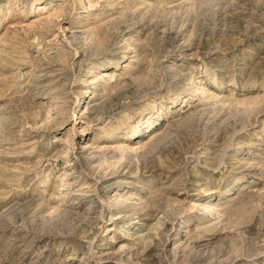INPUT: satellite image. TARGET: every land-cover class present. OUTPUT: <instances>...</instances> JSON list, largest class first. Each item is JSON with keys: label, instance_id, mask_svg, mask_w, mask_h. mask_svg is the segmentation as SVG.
Here are the masks:
<instances>
[{"label": "rangeland", "instance_id": "1", "mask_svg": "<svg viewBox=\"0 0 264 264\" xmlns=\"http://www.w3.org/2000/svg\"><path fill=\"white\" fill-rule=\"evenodd\" d=\"M0 264H264V0H0Z\"/></svg>", "mask_w": 264, "mask_h": 264}]
</instances>
